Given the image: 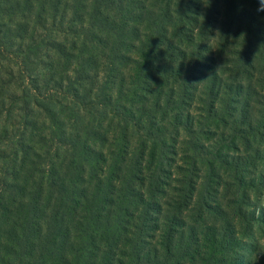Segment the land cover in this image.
Returning <instances> with one entry per match:
<instances>
[{"label": "trees", "instance_id": "16d2710c", "mask_svg": "<svg viewBox=\"0 0 264 264\" xmlns=\"http://www.w3.org/2000/svg\"><path fill=\"white\" fill-rule=\"evenodd\" d=\"M251 2L0 0V264L244 263L248 195L184 157L224 122L259 158Z\"/></svg>", "mask_w": 264, "mask_h": 264}, {"label": "rangeland", "instance_id": "374dc122", "mask_svg": "<svg viewBox=\"0 0 264 264\" xmlns=\"http://www.w3.org/2000/svg\"><path fill=\"white\" fill-rule=\"evenodd\" d=\"M251 3V5L248 3L247 5L251 6L257 15H262L261 19H263L264 11L257 10L259 1L253 0ZM225 58L226 56L223 57V60ZM256 79H258L257 76L253 80ZM220 127L221 130L218 128L215 133L210 135L202 134L199 142L203 145V149L201 147L199 152L188 150L184 161L188 164L193 161V158L196 161L199 160V164L197 163L199 172L196 179L193 178L198 184L207 177L208 169L216 170V173L213 171L212 179L205 178L210 180L208 187H212L211 194L204 192L205 198L208 199L213 195L221 196L225 191L224 188L234 191L242 189L244 194L248 195L245 202L241 204L246 220H241L237 227L241 232L238 236V244L242 248L239 250V255L244 261L243 264H264V132L259 137L262 141L259 144L261 145L259 158L252 167L244 165L243 162L237 165V159L234 156L239 155L243 159L242 157L247 155L244 151L243 140L236 132L232 133V130H229L228 124L223 122ZM221 132L224 134L222 137ZM217 154H221V158H215L214 156ZM177 165L184 166L181 161H177ZM256 165L257 168L254 169ZM241 179L244 181L243 184L240 182ZM214 190L216 192H213Z\"/></svg>", "mask_w": 264, "mask_h": 264}, {"label": "clouds", "instance_id": "9594fccd", "mask_svg": "<svg viewBox=\"0 0 264 264\" xmlns=\"http://www.w3.org/2000/svg\"><path fill=\"white\" fill-rule=\"evenodd\" d=\"M258 11H264V0H259V8ZM241 36H244V34H241Z\"/></svg>", "mask_w": 264, "mask_h": 264}]
</instances>
